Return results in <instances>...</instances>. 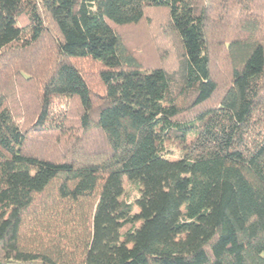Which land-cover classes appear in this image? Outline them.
I'll list each match as a JSON object with an SVG mask.
<instances>
[{"label": "trees", "instance_id": "16d2710c", "mask_svg": "<svg viewBox=\"0 0 264 264\" xmlns=\"http://www.w3.org/2000/svg\"><path fill=\"white\" fill-rule=\"evenodd\" d=\"M156 8L173 68L119 32ZM20 59L39 104L0 94V264H264V0H0L1 81Z\"/></svg>", "mask_w": 264, "mask_h": 264}, {"label": "rangeland", "instance_id": "374dc122", "mask_svg": "<svg viewBox=\"0 0 264 264\" xmlns=\"http://www.w3.org/2000/svg\"><path fill=\"white\" fill-rule=\"evenodd\" d=\"M119 32L125 44L130 50L134 51L144 66L154 67L158 65L168 68L175 66L174 64L177 62L180 48L174 33L169 28L167 11L165 9H149L140 24L120 27ZM13 57L9 63L13 60L15 62L16 59ZM30 61L31 57L28 58V62ZM28 62L20 59L18 64H15V68L8 67L9 73L5 74L6 79L0 80V94L4 93L7 96L11 109L22 121L25 118L28 120L33 119L36 116L34 114L39 104V72H34L35 75L33 76L29 75L27 71L32 70V68L25 67L26 65H31ZM214 62L221 64L216 60ZM79 64L86 73L91 86L95 89L99 88L97 77L98 65L88 60L81 61ZM20 68L22 71L19 70ZM63 105L66 108H71L70 120L74 127H78L77 120L80 110L78 102L67 99L62 101L57 100L55 107ZM99 141L100 138H90V145L95 146ZM165 150L170 159H178L182 155L181 151L173 145L165 147ZM139 192L138 185L125 177L123 199L134 202L139 196ZM135 211H139V208L135 207Z\"/></svg>", "mask_w": 264, "mask_h": 264}]
</instances>
